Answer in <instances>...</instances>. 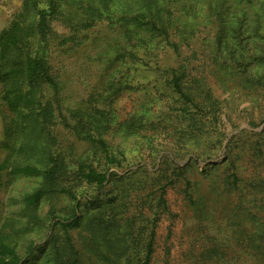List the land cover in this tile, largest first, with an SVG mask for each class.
Returning <instances> with one entry per match:
<instances>
[{
	"label": "trees",
	"instance_id": "trees-1",
	"mask_svg": "<svg viewBox=\"0 0 264 264\" xmlns=\"http://www.w3.org/2000/svg\"><path fill=\"white\" fill-rule=\"evenodd\" d=\"M120 1L114 15L110 8L103 13L110 0H25L0 31V100L11 116L0 178L7 172L41 180L22 198L32 211L45 197L70 201L57 223L44 226L42 239L31 238L23 249L0 237V264H173L170 247L158 257L156 251L159 224L170 215L167 192L175 187H182L191 231L189 252L178 264H264V128L239 130L224 145L228 163L205 165L201 181L188 177L191 159L183 166L174 160L207 161L221 149L217 125L240 92L264 109V43L256 42L255 57L236 43L247 31L264 39L252 0ZM197 9L213 18L207 22L214 33L195 49ZM102 23L122 37L112 36L108 46L117 48L119 69L102 73L101 83L111 77L109 95L123 90L145 100L123 122L94 105L100 93L74 108L62 99L61 76L76 66L71 52L95 43L89 31ZM211 80L227 98L214 95ZM111 124L123 127L125 137L164 132L179 144L171 148L173 158L161 156L151 170L140 164L141 152L129 160L97 136ZM60 128L70 142L56 143ZM28 135L32 141H23Z\"/></svg>",
	"mask_w": 264,
	"mask_h": 264
},
{
	"label": "rangeland",
	"instance_id": "rangeland-1",
	"mask_svg": "<svg viewBox=\"0 0 264 264\" xmlns=\"http://www.w3.org/2000/svg\"><path fill=\"white\" fill-rule=\"evenodd\" d=\"M24 1L25 0H0V31L8 26L11 19L20 11ZM244 2L245 1H242L241 3ZM251 4L250 6L253 8L255 17H260L262 28L260 26L258 32L262 34L264 33V3L262 0H252ZM233 5L236 6L235 3H233ZM121 6L122 1L110 0L107 7L103 10V13H109L110 8V11L114 15H118ZM197 11L199 12L197 16L201 18L199 19L201 24L196 30L198 40L195 42V49L200 47V43L204 40L210 41L214 33V28L209 26L207 22L213 18L204 12V9H197ZM225 17L226 16H222L223 19L219 21L220 28H222L221 25L224 24ZM251 29L253 31V27ZM89 32L91 38L95 40V43L89 42L84 48H78L71 52L74 58L73 62L76 66L72 69L68 66L69 70H67L66 73L64 72L61 76L62 99L67 105L74 108L76 106L87 105L90 96L94 97L97 93H100L102 96L94 99V105L106 110L108 109L117 117L118 122H123L125 115L137 109L145 100L142 94L123 93V90H117L109 95L107 93V83L111 81V77L104 76V80L101 83L102 73L113 74L119 69V66H117L114 61L117 48L113 52L108 49V46L111 44L112 36L114 39H117L121 34L119 32L116 34L110 31L105 23L98 25L96 29ZM247 32L241 33L236 43L239 45L241 44L242 48L255 57L258 55L256 53L258 51L256 45L257 43H264V39H260L254 34H247ZM143 73H146V71ZM140 76L142 77V74ZM154 78L153 74L148 75V79L154 80ZM139 81L143 82L144 80L139 79ZM210 86L212 87L214 95L219 99L223 100L228 97L227 93L223 92V88L218 83L211 80ZM2 91L3 85L0 83V96ZM240 95L241 96L236 97L237 100L231 105V108L229 110L226 109V114L221 116V124L217 125L218 128L216 125H213L217 130L223 133L221 136V140H223L221 149L219 148L215 151L207 161L197 159L193 155L187 156L181 161L174 159L178 166L189 163L190 159L193 161L188 172V177L191 180H203L200 173L207 164H213L217 167L224 168L230 159L229 155L225 152L224 145H227L229 141L233 142V136L236 135L239 130L250 129L254 133L263 130L264 109L257 105H253L249 98L244 96L241 92ZM105 98L108 100L107 105H104ZM0 107L1 164L6 155V151L1 148V144L5 141L7 124L11 116L6 105L1 102V100ZM153 108L156 109V105H154ZM163 108L165 107L163 106ZM66 117L72 125L76 123V118H74L72 114L70 116L66 114ZM93 124L97 125V120H95ZM208 129H210V127ZM97 136L104 139L110 149L123 150V152L128 155L129 160H135V154L137 152L140 154L141 152L140 155L142 156L139 159L141 161L140 164L147 166L151 170L159 167L161 156L170 154L169 156L173 158V150L171 151V148L174 149L179 144L175 136L164 132L153 134L150 131H146L138 135L125 137L123 135V127L119 128L116 124L107 126L102 125ZM56 137L58 142H55L58 143V145H61L63 142L68 143L71 141L70 135L62 128L57 132ZM40 140L41 143L49 145L46 138H40ZM23 141L31 142L32 136H25ZM9 143L10 145H14L15 138L10 140ZM11 158L15 159V156L11 154ZM41 184V180L37 178L10 176L7 172H3L1 175L0 237L4 238L10 244L16 245L19 249H23L33 237L38 236L42 239L43 233H41V231L44 230V226H46V224L52 225L57 223L59 217L70 206L68 198L61 195L43 198L33 211L25 208L22 203V198L35 189H38ZM181 188L182 187H175L168 190L167 200L170 215L162 219L157 230V257L161 254L165 245H167V247L171 248L170 255L175 261L173 264H178L183 254H188L189 240L191 238L188 211L182 201V195L180 193ZM43 241L44 240H39L37 243Z\"/></svg>",
	"mask_w": 264,
	"mask_h": 264
},
{
	"label": "crops",
	"instance_id": "crops-1",
	"mask_svg": "<svg viewBox=\"0 0 264 264\" xmlns=\"http://www.w3.org/2000/svg\"><path fill=\"white\" fill-rule=\"evenodd\" d=\"M1 108V107H0Z\"/></svg>",
	"mask_w": 264,
	"mask_h": 264
}]
</instances>
